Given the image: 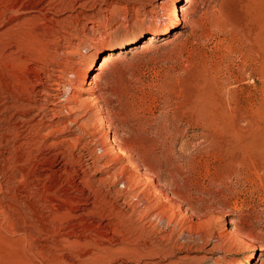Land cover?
I'll return each instance as SVG.
<instances>
[{
    "label": "rangeland",
    "instance_id": "rangeland-1",
    "mask_svg": "<svg viewBox=\"0 0 264 264\" xmlns=\"http://www.w3.org/2000/svg\"><path fill=\"white\" fill-rule=\"evenodd\" d=\"M91 60L92 92L38 124L21 93ZM146 188L175 226L131 216ZM245 263L264 264V0H0V264Z\"/></svg>",
    "mask_w": 264,
    "mask_h": 264
},
{
    "label": "bare ground",
    "instance_id": "bare-ground-1",
    "mask_svg": "<svg viewBox=\"0 0 264 264\" xmlns=\"http://www.w3.org/2000/svg\"><path fill=\"white\" fill-rule=\"evenodd\" d=\"M173 12V11H172ZM178 16V15H177ZM182 20V19H181ZM178 21L179 18H176L173 21H169V27L167 28V30H165V32H157L156 35H160V34H167L169 32H171L175 27H177L178 25ZM151 41H153V37L150 38ZM21 51V50H20ZM37 54V53H36ZM39 54V53H38ZM46 54V53H45ZM48 55V54H47ZM44 55L43 58H37L36 60H33L35 62L37 61H44L46 60V56ZM32 57V56H31ZM35 57V56H34ZM43 59V60H42ZM51 59V58H50ZM111 59V55L108 58H104L102 64H100L101 66L99 67L101 70H103L104 66H108L109 62H107L108 60ZM30 60L32 61V58H30ZM48 60V59H47ZM42 62V63H44ZM47 62V61H46ZM112 62V61H111ZM32 63V62H31ZM45 64V63H44ZM56 64V63H55ZM93 65H94V60H91L90 66L86 72V76L84 77L83 81H78L76 83H71V85H69V89H66V80L64 79L65 77L62 76H58L59 80H54L51 77L47 78L46 80H44L45 82H42L39 84L41 87L40 89L37 88V91H35L33 88L32 89H28L27 93L26 92H22L21 95L22 96H29L30 94H35V98L32 99L33 102L36 103H40V106L43 107H39L37 110L46 113L42 116V119L40 121V123L37 121L38 124H42L44 127L46 125V122H53L54 120H56L53 116V119H50L51 117H49V114H54L56 115L55 117H57L58 115V110L56 109H66L69 110L70 108H66V104L70 103V104H76L74 102L77 101L75 94L76 91H80L84 88H81L82 84H88L89 88H86L87 91L92 92V89L90 88L94 82V79L96 77L95 74H93ZM44 67V66H43ZM49 67V65H48ZM105 68V67H104ZM45 71V70H44ZM43 74V73H42ZM47 74V73H45ZM63 75H65V73H62ZM93 74V75H92ZM92 75V76H91ZM49 76V75H48ZM42 80V79H41ZM47 82V83H46ZM69 82V81H68ZM73 86H79L74 88ZM67 87V88H68ZM93 87V86H92ZM67 90V91H66ZM32 96V95H31ZM78 98V97H77ZM53 99V100H52ZM30 100V99H29ZM95 100V99H94ZM85 101V100H84ZM87 101V100H86ZM82 102V101H81ZM83 103V102H82ZM44 104V105H42ZM86 104V103H84ZM77 105V104H76ZM83 106V105H82ZM73 108V107H71ZM35 109V108H34ZM74 109V108H73ZM41 117V116H39ZM34 122V121H33ZM35 125V124H33ZM32 126V125H31ZM47 128L49 126H46ZM122 152V151H120ZM128 182H129V187L130 188H135L137 187L139 184H141V182L139 180H137V178H135L133 175L130 176V178H128ZM127 185V186H128ZM146 192L143 193V195H140L141 198L137 199L139 203H137V205H132L133 206V210H132V214L131 216H133L135 218V221H142V220H148L149 219V225H147L148 227H150V229H155L157 226L159 225H165L164 228L166 229H170L171 227L175 226L177 223V214L174 212L172 205H171V201L168 199V197L163 198V194H161L158 191L153 192L152 189H147L145 190ZM160 191V190H159ZM129 206V204H128ZM131 207V205H130ZM129 207V208H130ZM143 208L144 211H139L138 209ZM117 213V212H116ZM111 215L114 214L113 212L110 213ZM110 216V215H109ZM120 216V215H118ZM116 217V216H115ZM118 218V217H117ZM127 218V217H126ZM129 218V217H128ZM112 219V217H111ZM120 219H123L120 217ZM125 219V218H124ZM130 220V219H129ZM125 221V220H124ZM128 221V220H127ZM126 222V221H125ZM131 222V221H130ZM140 223V222H139ZM114 224V223H113ZM147 224V223H146ZM112 225V224H111ZM114 226V225H113ZM116 226V225H115ZM137 226V225H136ZM117 227V226H116ZM132 230H135V225H132ZM120 228V226H119ZM129 228V227H128ZM141 228V227H140ZM149 229V228H148ZM116 230V229H115ZM113 230V231H115ZM139 230V229H138ZM139 232V231H138ZM147 232V231H146ZM114 233V232H113ZM135 236L137 233V229L135 230ZM139 234V233H137ZM145 234V233H144ZM143 234V235H144ZM133 235V234H132ZM114 237H116L117 240H119L118 238H121L122 241H126L128 240L127 238H129V234L128 236H126V232L123 230V228H120V230L118 229L117 234L113 235ZM169 238V237H168ZM121 242V241H120ZM131 242V241H130ZM132 243V242H131ZM126 244V243H125ZM120 245V244H119ZM124 246V245H123ZM131 246V245H130ZM121 251H130V252H138L137 249H130L127 248L126 246L122 249H120ZM111 250L107 249V248H103L102 247V254L104 255H109L112 254L114 251H112V253L110 252ZM123 251V252H124ZM101 252V250H100ZM116 252V251H115ZM129 253V252H128ZM101 254V253H100ZM101 254V256H102ZM124 256V255H123ZM54 257V256H53ZM99 258V257H98ZM102 258V257H101ZM92 260V259H91ZM98 260V259H97ZM96 260V261H97ZM100 261V259H99ZM106 261V260H105ZM93 262V261H92ZM246 264V263H245Z\"/></svg>",
    "mask_w": 264,
    "mask_h": 264
}]
</instances>
